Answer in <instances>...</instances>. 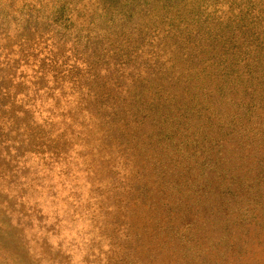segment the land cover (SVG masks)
Instances as JSON below:
<instances>
[{
	"label": "rangeland",
	"instance_id": "obj_1",
	"mask_svg": "<svg viewBox=\"0 0 264 264\" xmlns=\"http://www.w3.org/2000/svg\"><path fill=\"white\" fill-rule=\"evenodd\" d=\"M232 17H237L234 25ZM199 18L204 24L207 19L208 29L231 23L238 36L234 45L244 53L236 66L243 74L231 79L245 83L246 78L256 86L252 78L261 77L252 68L258 65L261 75L264 67V0H0V72H5L0 73V264H264L262 147L248 131L237 135L232 128L230 138L222 137L232 115L236 121L264 115V103L256 105L258 98L232 85L217 92L225 80L221 59L223 67L215 57L202 58L200 50L193 59L183 55L195 52L185 38ZM144 35L159 47L166 66L189 77L196 73L194 84L203 88L188 91L180 79L174 101L169 88L155 82L136 97L139 83L117 76L135 57L121 48L139 44ZM176 37L183 38V52ZM141 59L148 65L154 57ZM51 69L53 78L43 77ZM106 69L114 71L106 74ZM90 70L101 71L99 81H108L104 90L116 93L123 119L118 148L131 138L133 151L141 150L137 159H152L145 171L166 170L168 175L157 179H171L177 187L169 194L183 196L168 201L122 179L113 182L118 173L104 164L114 153L101 134L106 127L75 88L90 78ZM37 80L55 94L35 90L28 111L43 112L24 115L20 95L26 97ZM78 130L82 137L88 133V140L74 134L78 141L69 143L64 134ZM130 159L112 156L114 165ZM227 170L246 189L243 196L215 190ZM189 180L199 189L190 188ZM212 199L219 203L209 204ZM186 207L197 209L190 218Z\"/></svg>",
	"mask_w": 264,
	"mask_h": 264
},
{
	"label": "trees",
	"instance_id": "obj_2",
	"mask_svg": "<svg viewBox=\"0 0 264 264\" xmlns=\"http://www.w3.org/2000/svg\"><path fill=\"white\" fill-rule=\"evenodd\" d=\"M231 19H233L231 23L232 25H234L235 19H237V17H232ZM217 23H214L213 26L217 25ZM230 24H228L227 22L224 24L226 25V28H228V30H226V28H222L223 24H221L220 27H217L215 29H212V27L208 29L207 19L205 21V24H204L203 19H200V18L196 19L194 26L188 30V32H192V34H186V38H185L188 45L191 47V49H195V52H192L188 49L189 53H187L184 50L185 47L183 48L180 46L181 44L179 42L183 38L179 41V39L176 37L178 40H174V44H177L178 48L181 47V51L183 52L184 50L183 53H185L183 55H186L187 57H190L191 59L195 58V55L197 54L198 50L204 53L202 58H204V56L205 57L211 56L213 58L215 57V59L218 60L216 61L214 59L215 63L219 67H223L221 65V61H220L221 59L226 64L224 65L225 67L219 69V72L220 74H222V77L225 80L218 83L217 92L220 91L221 93H224V92L230 91V86L232 85L240 93L245 94V95L248 94L249 96L254 97L253 99L254 101H256V99L258 98L260 102H255V104L261 105V102L264 103V67L261 66L262 67L260 70L261 75H258L257 73L258 65L256 66L255 64L252 68V71L257 76V78L259 79V77H261V79H259V82L252 78V82L256 83L257 84L256 86H254L253 83L248 82L246 78L243 79L245 83H243L242 81L234 82V80L231 79L233 74H237V75L243 74L242 71H240L236 66L242 64L244 60L243 59L244 53L240 45L238 47L234 45L235 40L238 39V36L234 32L235 30H233L232 27L229 28ZM204 29L205 30L208 29V34L203 32ZM139 38L141 40L139 44L134 45V42H132L131 43L132 46H126L124 48H121V53L123 55H125L129 50H132L134 51L132 54H134L135 57L133 60H129L125 62L126 65H123L124 68L122 67L121 69V71L123 72L121 74H118L117 76L118 79H122L129 83H133L135 81L139 83L137 85V90L134 89L136 97L140 96V94L144 90L150 89L154 87L155 85H157L155 84V82H158L160 84H165L164 88H169V91L171 92V99H173L174 101H176L178 97V92H179V87H180L179 83H181L180 79H182L185 87L188 88V91L190 88H194V87L199 88V89L203 88V87L197 86V84H194V79H195L194 76L196 75V73H193V77H189L188 75L185 74L184 70H181L179 68H174L172 66H166L165 64L167 61L162 56V54L159 51V47H157V45L155 44L154 40L151 37L144 35L143 37L140 36ZM144 47H149V49L145 52ZM245 47L247 48L248 45L246 44L244 48ZM145 54L153 56L154 60L148 65H141L140 64V62L142 61L141 57H143V55ZM190 54H192L193 56ZM127 55L129 56L130 54H127ZM148 60H149V57L147 58V61ZM33 64L34 62L31 61L30 65L32 68H33L32 66ZM53 70L54 71L58 70V68L57 69L54 68ZM113 71H111L110 69H106V74H109L110 72H113ZM35 72L39 74L41 71H35ZM248 72L251 73V67L248 69ZM3 73H1V77H3L2 75ZM51 73H52V69L49 71H46L42 75L43 77H48V76L52 77ZM108 76L109 75H107V77ZM101 77L104 78V76L101 74V71L90 70V78L85 79L83 82L75 83V88L78 89V93L82 98H85L86 100L89 101L88 103L94 106V109H93L94 111H99V115H101L99 119H101L100 121L102 125L106 127L105 129H101V134H104V143H106V145H109V148L112 149L114 153H110L104 157L105 158L104 164L106 165L108 172L118 173V175H115L112 177L113 182H117L116 180L122 179L123 182H126L129 185L136 186L139 191L141 190L142 192L146 191L147 193H153L152 196H156L158 194L159 198L162 197L168 201L170 200V198L172 199L173 197L182 195L184 193L182 191L170 192L169 194V191L177 187L176 185L173 184V181L171 179H159V180L157 179L156 175H168L166 170H164V172L162 173V172L156 171L155 167H152L145 171L146 168H144L143 166L146 165L147 161H151L152 159L149 157L147 160V158L145 157L143 161L138 160L137 157L138 155L141 154L140 153L141 150H138L137 153L133 151V149L129 146V144L131 143V138L128 139L124 147L118 148V145L116 143H119L121 141V134H119V129H123V127L119 128L118 125L120 123H123V119L119 117L118 109H116L115 107V103H116L115 101L117 99L115 98L116 93L113 91L104 90V88L108 84V81H103V80L99 81ZM43 84L44 82L40 84V80H37L33 82L32 84H29L30 92H27V96L23 97L22 95H20L21 100H20V97H18V100H20L19 102L24 112L22 114L32 115L35 112H40V111L43 112V108L40 111H36L34 109L28 111L29 106L32 105V95L35 90L36 91L47 90L50 95L55 94L54 93L55 91L53 88H46L45 85L43 86ZM240 85L242 86V88ZM139 86H143V87H139ZM92 96H100V98H91ZM160 99L161 98L156 99V101H159ZM85 102L87 103V101ZM241 106H242V102H239L237 104V107L241 108ZM89 110L91 109H85L82 111L84 112V111H89ZM103 112H105L106 115H104ZM237 118L239 117H235L234 115H232V118L230 119L232 120V124L230 121L229 125L224 130V135L222 136L223 139H228L231 137L230 131L232 130V128L236 130L237 135L244 134V131H248L247 136L251 135V136L258 137L257 140L259 141V145L260 147H262V151H263L260 155L261 157H264V115H241L240 119L236 121ZM92 121H93L92 118L89 117L88 121L85 120V124L87 123V125L89 126L92 123ZM127 133L129 135H132V131L130 129L128 130ZM74 134H75V138L78 137L80 141L88 140V137L90 136L87 133L85 136L82 137L81 130H78L75 132H68L64 134V136L69 137V143L70 141H74L75 143L78 141L77 139L73 138ZM220 141H217L216 143L219 144L221 143ZM87 142L88 141H85L82 144L80 142V144H77V146H79V148H82L81 146H83ZM221 144L224 145L223 143ZM214 150L216 153H218L217 149H214ZM79 155L80 157H82L81 153H79ZM117 155L119 158H122V155H124V157L132 158V159L127 161L128 164L114 165V161H112V156H117ZM81 159L83 160V157ZM120 168H122L121 173L119 172ZM228 172L229 171L227 170V173H223L222 180L221 179L217 180L219 183L215 185L216 186L215 190L219 191L221 194L225 191L228 193V195H231V196H243L246 189L245 190L240 189L237 185V182L232 181L231 178H233V176L230 175V173ZM225 175H229L231 177L228 178V177H225ZM133 180H135V182H133ZM191 180H189V187L193 189L195 188L199 189L197 183L194 184ZM261 180L263 179L261 178ZM263 188H264V183H263ZM260 195H262V191L260 192ZM130 196L132 197L133 194L131 193ZM212 196H218V195L212 192ZM262 196L264 197V194ZM201 201L206 203V201H204V197H202ZM255 202L257 203L256 198H255ZM129 203L130 205H133V207L135 208L136 206L135 202L133 203L129 202ZM217 203H219V199H212L209 204L216 205ZM139 205H141V203ZM173 206H171L170 208H172ZM209 208L212 210L211 207ZM196 210L197 209L193 207L189 209L188 207H186L185 212H184V215H186L185 217L190 218V214L196 213ZM152 219H154V217Z\"/></svg>",
	"mask_w": 264,
	"mask_h": 264
}]
</instances>
